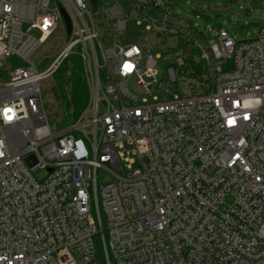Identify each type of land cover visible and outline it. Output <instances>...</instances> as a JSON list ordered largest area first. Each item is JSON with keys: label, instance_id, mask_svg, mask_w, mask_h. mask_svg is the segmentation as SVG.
Returning a JSON list of instances; mask_svg holds the SVG:
<instances>
[{"label": "built area", "instance_id": "obj_1", "mask_svg": "<svg viewBox=\"0 0 264 264\" xmlns=\"http://www.w3.org/2000/svg\"><path fill=\"white\" fill-rule=\"evenodd\" d=\"M126 1L0 0V264H264V30ZM72 56L89 102L54 134L41 84Z\"/></svg>", "mask_w": 264, "mask_h": 264}, {"label": "rangeland", "instance_id": "obj_2", "mask_svg": "<svg viewBox=\"0 0 264 264\" xmlns=\"http://www.w3.org/2000/svg\"><path fill=\"white\" fill-rule=\"evenodd\" d=\"M127 4L126 0H122ZM171 10L191 22L198 24L199 29L214 31L221 27L227 30L237 41L255 37L264 30V0H169ZM263 33V31H262ZM127 40L154 43L151 32H145L142 27L128 24L125 32ZM158 47V43H156ZM62 44L52 39L43 44L34 56V60L43 61L41 69L46 68L53 60ZM6 67L9 62L6 60ZM55 79L50 76L42 81L41 89L46 114L52 132L59 133L71 126V121L64 116L65 110L55 95Z\"/></svg>", "mask_w": 264, "mask_h": 264}, {"label": "trees", "instance_id": "obj_3", "mask_svg": "<svg viewBox=\"0 0 264 264\" xmlns=\"http://www.w3.org/2000/svg\"><path fill=\"white\" fill-rule=\"evenodd\" d=\"M55 95L71 119H77L89 102V90L80 60L72 56L54 74ZM101 264H104L103 258Z\"/></svg>", "mask_w": 264, "mask_h": 264}, {"label": "water", "instance_id": "obj_4", "mask_svg": "<svg viewBox=\"0 0 264 264\" xmlns=\"http://www.w3.org/2000/svg\"><path fill=\"white\" fill-rule=\"evenodd\" d=\"M91 3H92L93 10H94L95 12L98 11L99 0H91ZM69 28H70V25H69Z\"/></svg>", "mask_w": 264, "mask_h": 264}, {"label": "snow or ice", "instance_id": "obj_5", "mask_svg": "<svg viewBox=\"0 0 264 264\" xmlns=\"http://www.w3.org/2000/svg\"><path fill=\"white\" fill-rule=\"evenodd\" d=\"M131 67H132V66H131L130 64H126V65H125V68H126V69H129V70H130ZM6 111H10V110H6ZM9 118H11V117H9ZM229 123H230V124H231V123H234V121L230 120Z\"/></svg>", "mask_w": 264, "mask_h": 264}]
</instances>
